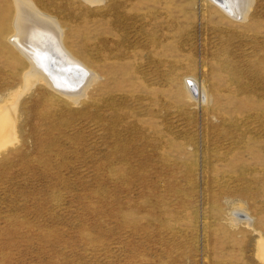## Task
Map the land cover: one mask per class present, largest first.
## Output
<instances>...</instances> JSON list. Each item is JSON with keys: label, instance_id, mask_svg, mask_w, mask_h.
Here are the masks:
<instances>
[{"label": "rangeland", "instance_id": "obj_1", "mask_svg": "<svg viewBox=\"0 0 264 264\" xmlns=\"http://www.w3.org/2000/svg\"><path fill=\"white\" fill-rule=\"evenodd\" d=\"M28 1L92 83L11 102L0 264H264V0L244 22L211 0ZM14 10L0 0V107L31 70Z\"/></svg>", "mask_w": 264, "mask_h": 264}, {"label": "bare ground", "instance_id": "obj_2", "mask_svg": "<svg viewBox=\"0 0 264 264\" xmlns=\"http://www.w3.org/2000/svg\"><path fill=\"white\" fill-rule=\"evenodd\" d=\"M84 1L93 4L102 2V0ZM211 1L225 17L235 22L245 21L244 14L248 13L250 8L252 9L253 4V0ZM14 8L11 20L16 33L14 42L30 61L31 70L24 77L25 87H22L19 92H15L10 102H6L0 107V145L12 141L10 136L14 133L12 129L15 127L13 125L17 115V105L10 104L17 99L16 97H20L19 93L23 89L30 91L41 81L51 90L74 103H79L83 97H86L83 90L88 89L87 85L92 79L91 73L89 74L85 69L86 66L84 67V64L82 65L80 60L65 46L61 28L55 18L46 15L28 0H14ZM187 88L189 94L196 93L194 87L191 89L187 85ZM260 245L264 256V243L262 242Z\"/></svg>", "mask_w": 264, "mask_h": 264}]
</instances>
